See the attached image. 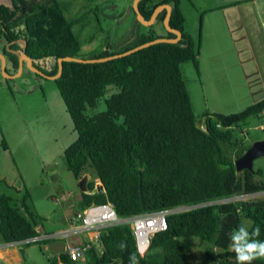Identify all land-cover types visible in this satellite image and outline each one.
<instances>
[{"label": "trees", "instance_id": "trees-1", "mask_svg": "<svg viewBox=\"0 0 264 264\" xmlns=\"http://www.w3.org/2000/svg\"><path fill=\"white\" fill-rule=\"evenodd\" d=\"M7 2L8 6L0 4V39L5 42L3 56L14 71L21 53L34 68L52 76L59 58H104L174 37L163 27L164 9L150 26H143L131 8L132 30L124 39L83 51L72 28L84 27L88 14L66 17L60 0ZM160 4L170 7L167 27L180 33L176 43L149 45L101 63L62 62L61 74L53 81L75 132L63 158L66 170L79 181L77 210L108 204L120 221L169 211L165 229L149 238L143 256L136 253L129 223L120 222L99 230L97 240L84 252L85 264H130L133 253L139 264H190L180 242L188 238L204 243L201 254L206 264H235L230 234L239 226L251 232L258 225L261 232L256 239L264 241V194L254 201L233 200L264 193L261 171L236 173L233 161L226 160L219 147L236 146L232 134L241 131L248 118L264 119V97L237 113L203 112V128L197 127L180 65L189 62L196 69L199 45L184 31L178 0L158 4L139 0L137 9L147 21ZM100 99L105 110L90 114ZM86 174L92 179L83 184ZM26 198L0 194L1 243L38 237ZM122 241L127 245L124 251L118 247ZM47 262L76 264L64 254ZM252 264H264V259Z\"/></svg>", "mask_w": 264, "mask_h": 264}, {"label": "rangeland", "instance_id": "rangeland-1", "mask_svg": "<svg viewBox=\"0 0 264 264\" xmlns=\"http://www.w3.org/2000/svg\"><path fill=\"white\" fill-rule=\"evenodd\" d=\"M132 1L60 0V3L66 7L63 8V12L67 13L66 17L78 13L88 14L83 23L84 27L72 28L80 44L79 48L87 51L104 43L113 46L124 39V35L132 30ZM221 1L225 0H178L184 18L183 25L192 33L191 38L198 45L197 33L200 27L201 31H206V39H214L212 29L209 28V32L205 25L207 20L213 18L219 21L220 14L213 10L217 5H222ZM0 4L8 6L7 0H0ZM154 26L159 27L155 24ZM90 35H93V40L84 42ZM4 47L5 42L0 39V51ZM225 56L219 58L217 64L207 63L204 70L194 69L189 62L180 65L195 124L201 129V114L205 106L220 111V114H231L241 111L244 106L253 102L243 85L242 77V82L237 79L239 72L230 70L232 61ZM208 59L209 55L205 54V62ZM49 64V61L45 62L44 66L48 67ZM104 110L103 100L100 99L89 113ZM74 140L75 132L53 80L36 76L28 69L24 60L19 71H14L11 64L5 61L2 74L0 60V194L12 196L16 200L26 195L25 204L34 216L36 227L47 234L66 228L67 222L79 212V181L74 180L66 170L63 158L64 150ZM232 141H236V146L219 145L224 158L231 161L252 143L264 141V119L248 118L241 126V131L233 132ZM252 170H260L261 180L264 182V157L252 161ZM91 179L89 174L84 175L83 184ZM263 194L233 200L254 201L261 199ZM42 235L43 233H39L38 237ZM180 242L190 255V264H206L201 254L204 245L202 241L188 238ZM63 246L62 242L56 240L32 244L21 253L18 252L24 259L21 264H49L47 258L62 254ZM76 264L83 262L77 260Z\"/></svg>", "mask_w": 264, "mask_h": 264}, {"label": "crops", "instance_id": "crops-1", "mask_svg": "<svg viewBox=\"0 0 264 264\" xmlns=\"http://www.w3.org/2000/svg\"><path fill=\"white\" fill-rule=\"evenodd\" d=\"M152 2L158 4L161 1L154 2L152 0ZM221 2L222 5H217L216 9L213 10L220 14L219 21L213 18L214 20H207L205 25L209 32V28L212 29L214 39H206V31H201V27L197 33L199 52L196 59V68L204 70L207 63L217 64L218 59L226 55L225 57L232 61V63L230 62L232 66L230 70L239 72L240 75L237 79L242 82V77L243 85L246 87L250 98H253L252 103H254L264 97V0H225ZM201 23L202 17L200 26ZM208 23L210 25H207ZM184 31L190 37L192 36V33L185 27ZM193 33L195 34L196 31H193ZM205 54L209 55V61L207 62H205ZM226 107L230 111L228 106ZM203 112L220 114V111L208 106H205ZM97 185L95 181V186ZM35 231L37 234H47L40 231L38 227H35ZM58 231L60 230L56 232ZM55 240L64 244L63 249L68 244L74 246L93 244L94 232L81 231L70 235L66 239L58 238ZM15 246L18 249L14 248ZM20 249L23 251L24 247L20 248L15 244L5 245L0 242V261L2 264H8L9 262L13 264L23 263L24 259L18 253ZM80 261L85 264L84 259Z\"/></svg>", "mask_w": 264, "mask_h": 264}, {"label": "built area", "instance_id": "built-area-1", "mask_svg": "<svg viewBox=\"0 0 264 264\" xmlns=\"http://www.w3.org/2000/svg\"><path fill=\"white\" fill-rule=\"evenodd\" d=\"M262 112H264V109ZM220 202H224V200H221ZM167 214H169V211H159L134 216L128 220L120 221L116 218L110 205H92L87 207L82 212H76L68 221L67 227L64 230H60L53 234H43L42 237L30 238L22 242L9 243L5 245L15 244L18 247H21V245L30 242L55 240L58 238L66 239L72 234L86 230L94 232L95 242L97 240L99 230L120 222H127L129 223L130 231L134 239L136 253L141 256L140 252L142 251L144 255L148 249L149 238L154 233L165 229V217ZM87 248L88 245L74 246L68 244L64 247L62 254L66 255L70 261L82 260L84 252Z\"/></svg>", "mask_w": 264, "mask_h": 264}, {"label": "water", "instance_id": "water-1", "mask_svg": "<svg viewBox=\"0 0 264 264\" xmlns=\"http://www.w3.org/2000/svg\"><path fill=\"white\" fill-rule=\"evenodd\" d=\"M138 1L139 0H133L132 1V10L134 12L136 20L143 26H150L153 23L156 14L159 11H161L162 9H164L165 10V16H164L162 24H163L164 29L167 32L174 35L173 38H157V39H154L152 41L138 45L134 48H131L125 52H122L119 54H114V55L107 56L104 58L86 59V60L78 59V58H70V57L59 58L56 60L57 71L52 76H47V75L43 74L42 72H40L39 70H37L36 68H34L32 66V61L27 56H25L23 53H21L17 57V70L18 71L20 70L21 62H22V60H24L27 63L28 69L30 71H32L34 74H36L37 76H39L43 79H48V80L54 81L61 74V69H62L61 63L62 62H77V63H81V64L101 63L104 61H108L110 59H115L118 57L126 56L132 52H135V51H137L141 48L147 47L149 45L158 44V43H176L180 39V33L178 31L172 30V29L167 27V20L169 18L170 7L166 4H160V5L156 6L152 10L149 19L147 21H144L142 19V17L140 16L139 11L137 9V2ZM0 60H1V73L4 74V62L5 61H4V58L2 55H0ZM258 157H264V141H256V142L252 143L240 156L235 158L233 160L234 171L236 173L244 171V170L248 171V172H252L253 171L252 170V161Z\"/></svg>", "mask_w": 264, "mask_h": 264}, {"label": "clouds", "instance_id": "clouds-1", "mask_svg": "<svg viewBox=\"0 0 264 264\" xmlns=\"http://www.w3.org/2000/svg\"><path fill=\"white\" fill-rule=\"evenodd\" d=\"M261 229L257 225L251 232L246 226H239L230 234L232 250L235 253V264H252L254 260L264 259V241L256 239L260 236ZM121 251L126 250L125 242L118 245ZM143 255V252H140ZM130 264H139L135 253L129 256Z\"/></svg>", "mask_w": 264, "mask_h": 264}, {"label": "flooded vegetation", "instance_id": "flooded-vegetation-1", "mask_svg": "<svg viewBox=\"0 0 264 264\" xmlns=\"http://www.w3.org/2000/svg\"><path fill=\"white\" fill-rule=\"evenodd\" d=\"M3 50H4V48L0 51V55H2V56H3V53H4V52H2ZM3 58H4V61H7L6 57L3 56Z\"/></svg>", "mask_w": 264, "mask_h": 264}]
</instances>
